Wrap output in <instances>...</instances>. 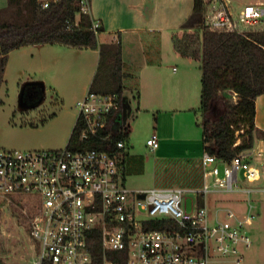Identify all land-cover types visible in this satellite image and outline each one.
Here are the masks:
<instances>
[{
    "label": "built area",
    "instance_id": "obj_1",
    "mask_svg": "<svg viewBox=\"0 0 264 264\" xmlns=\"http://www.w3.org/2000/svg\"><path fill=\"white\" fill-rule=\"evenodd\" d=\"M81 8L90 14V0H82ZM206 11L205 25L212 31L264 30V4H248L235 11L217 3ZM91 29L98 35L101 21L93 19ZM121 106L116 93L88 90L76 102V123L80 119L84 124L80 137L113 142L111 128L119 112L122 126L128 121ZM115 144L109 150H73L68 145L63 149L0 148V198L20 204L30 219V237L37 251L33 264L243 260L242 249L252 245L249 230L258 216L257 205L264 199V152L244 150L230 161L204 152L201 185L131 190L125 185L123 165L128 142ZM147 145L153 151L160 147L156 133ZM233 194L242 196L243 212L225 204L212 209L211 197ZM163 219L176 227H150L151 221Z\"/></svg>",
    "mask_w": 264,
    "mask_h": 264
},
{
    "label": "rangeland",
    "instance_id": "obj_2",
    "mask_svg": "<svg viewBox=\"0 0 264 264\" xmlns=\"http://www.w3.org/2000/svg\"><path fill=\"white\" fill-rule=\"evenodd\" d=\"M204 2L207 7L218 3L235 11L248 4H264V0H204ZM7 4L8 0H0V8ZM203 17L205 20L206 14ZM196 19L197 17L194 22ZM166 43L172 51L173 41L168 39ZM165 62L161 70L162 79L158 74L153 78L149 76V83L146 84L149 91L145 90L146 97L140 107L133 81L127 83L125 98L133 108L130 114L134 113V117L130 116L127 121L131 154L144 160L136 167L138 172L128 171L125 175V185L131 190L181 186L180 183L170 184L169 179L162 180L163 176L168 175V170L164 168L165 164H169L171 160L161 156L170 155L173 149L175 154L180 155L177 143L174 142L169 147L164 146L161 151H153L147 145V140L154 133L159 134V126L166 128L171 125L178 130L189 126L191 131L185 137L195 140L203 132L199 111L202 88L201 62L195 60L188 64L183 59L171 58H167ZM98 63L99 53L92 48L79 49L56 44L46 45L40 49L33 45L12 50L4 82L0 87V148L27 150L67 147L78 117L76 102L90 88ZM174 68L178 71L177 74L183 75L182 79L185 78L183 81L176 80ZM27 80L44 81L46 99L38 106L20 110L19 94L22 84ZM172 86L177 89L183 88L181 101L184 103H179L178 107L186 110L175 111L171 109L173 107L171 104L160 101L164 89ZM243 132L242 127L237 131L238 143L244 140L245 136H241ZM175 135L178 138L183 136L179 131ZM222 197L237 199L242 196L233 194ZM260 200L257 205L258 216L249 230L252 245L242 249L243 260L237 263L233 258H223L211 264H264L263 197ZM231 206L236 208L234 203H231ZM244 208L242 205L236 209L242 211ZM19 213L24 216L20 204L8 203L0 198V259L6 264H33L37 254L35 243Z\"/></svg>",
    "mask_w": 264,
    "mask_h": 264
},
{
    "label": "trees",
    "instance_id": "obj_3",
    "mask_svg": "<svg viewBox=\"0 0 264 264\" xmlns=\"http://www.w3.org/2000/svg\"><path fill=\"white\" fill-rule=\"evenodd\" d=\"M81 1L51 0L49 6L44 7V2L39 0H8V4L0 8V87L12 50L45 44L79 49L98 47V35L91 29L93 19L89 13L82 11ZM205 11L204 0H195L193 14L184 26L186 31L181 35L173 34L172 41L181 57L201 62L200 110L204 151L222 161H230L236 154L253 149L256 136L263 133L255 126V101L264 94V30L212 31L205 25ZM123 66L121 49L102 46L98 67L89 88L91 92L118 94L121 109L125 107L127 91ZM118 115L115 118L116 126L111 128L114 132L113 142H104L98 136L82 139L80 135L84 124L79 119L68 147L73 150H109L116 148L118 140L128 142L129 126H122ZM241 127L244 129L241 136L245 137L238 143L237 131ZM142 162L144 160L129 154L127 150L123 157L124 175L128 171L138 172L136 167ZM178 167L177 171L163 176L162 180L169 179L170 184L180 183L181 186L201 185V165L184 161ZM18 215L30 231V219L21 213ZM150 224L151 228L156 229L176 227L173 221L167 219L153 220ZM0 264L6 263L0 259Z\"/></svg>",
    "mask_w": 264,
    "mask_h": 264
},
{
    "label": "crops",
    "instance_id": "obj_4",
    "mask_svg": "<svg viewBox=\"0 0 264 264\" xmlns=\"http://www.w3.org/2000/svg\"><path fill=\"white\" fill-rule=\"evenodd\" d=\"M39 1L45 2L51 0ZM194 4L195 0L90 1V15L92 19L101 21V31L98 34L99 44L94 51L99 53L102 46H106L108 49L122 50L124 85L128 87L127 83L133 81V88L138 94L137 99L139 107L142 105L144 97H146V91H149L146 85L149 83V76L151 75V78H153L155 74H158L159 78L162 79L161 70L167 58L175 60L183 59V61H186L188 64H192V62L195 61L191 58H182L175 48L171 51L166 43L168 39L172 40L173 34L181 35L186 31L184 26L193 14ZM46 45L49 44L34 46H38L40 49ZM173 71L178 82L185 79H182L183 75L181 73L177 74L178 71L176 68H174ZM164 90V94L161 96L162 98L160 101L171 104L173 106L171 109L175 111L186 110L182 109L183 107H178L179 103H184L181 101L183 88L179 87L177 89L172 86L171 88L166 87ZM255 102V126L263 133L262 135H257L255 138V145L253 148L254 154H256V152H264V94L259 95ZM199 111L202 121V112L200 108ZM160 128L159 126L158 137L160 138V147L157 150L161 151L164 149V146L169 147L172 143L174 144V142L177 143V148H180V155L175 154L173 149L170 155L161 156L171 160L169 164H165L166 166L164 167L168 170V175L177 171L179 169V164L182 165L184 161H191L201 165V158L205 152L202 133L200 137L195 140L185 137V135L189 134L191 131L189 126H185L179 130L171 125H168L166 128ZM177 131L183 136L178 138L175 135ZM128 153L131 154L130 142ZM256 158L257 156H255V159ZM186 187L192 186L187 185ZM222 198V196L210 198L212 209H214L217 204H225L231 208V203H234L236 208L242 205L245 206L244 202L240 201L241 198ZM236 208L233 207L232 209L237 211ZM243 211L244 210L237 212Z\"/></svg>",
    "mask_w": 264,
    "mask_h": 264
},
{
    "label": "water",
    "instance_id": "obj_5",
    "mask_svg": "<svg viewBox=\"0 0 264 264\" xmlns=\"http://www.w3.org/2000/svg\"><path fill=\"white\" fill-rule=\"evenodd\" d=\"M46 99V86L42 80H27L21 86L19 94V108L20 110H26L30 106H38ZM35 100V102H34ZM133 108L130 102H126L124 107L125 120H129L130 116L134 117Z\"/></svg>",
    "mask_w": 264,
    "mask_h": 264
},
{
    "label": "flooded vegetation",
    "instance_id": "obj_6",
    "mask_svg": "<svg viewBox=\"0 0 264 264\" xmlns=\"http://www.w3.org/2000/svg\"><path fill=\"white\" fill-rule=\"evenodd\" d=\"M34 102H35V100H34Z\"/></svg>",
    "mask_w": 264,
    "mask_h": 264
}]
</instances>
